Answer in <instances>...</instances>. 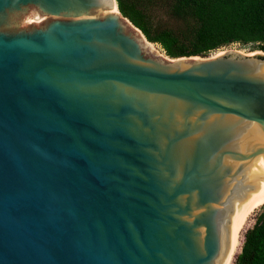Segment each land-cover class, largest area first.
<instances>
[{"label": "water", "instance_id": "1", "mask_svg": "<svg viewBox=\"0 0 264 264\" xmlns=\"http://www.w3.org/2000/svg\"><path fill=\"white\" fill-rule=\"evenodd\" d=\"M153 45L117 0H0V264H225L264 201V51Z\"/></svg>", "mask_w": 264, "mask_h": 264}, {"label": "trees", "instance_id": "2", "mask_svg": "<svg viewBox=\"0 0 264 264\" xmlns=\"http://www.w3.org/2000/svg\"><path fill=\"white\" fill-rule=\"evenodd\" d=\"M122 14L172 57L208 56L232 43L264 51V0H117ZM233 264H264V206Z\"/></svg>", "mask_w": 264, "mask_h": 264}, {"label": "rangeland", "instance_id": "3", "mask_svg": "<svg viewBox=\"0 0 264 264\" xmlns=\"http://www.w3.org/2000/svg\"><path fill=\"white\" fill-rule=\"evenodd\" d=\"M157 48H159L161 50V52H164V50L162 49L161 45L157 44L156 45ZM229 50H240L244 53H247V54H254L256 52H259V51H262V50H258V49H254L253 47V44L251 43H248V44H242V43H232L230 45H225L223 47H220L216 50H213L209 53L208 56H213V55H216V54H220L222 52H225V51H229ZM206 56V57H208ZM204 57V56H202ZM264 205L260 206V208H258L257 210H255V212H253L248 220H247V223L246 225L244 226V228L242 229L241 233H240V237H239V242H238V245H237V249L235 251V253L233 254V257H232V260H231V263L230 264H233V261L235 259V256L236 254H238L241 250V247L243 245V239H244V232L251 226L254 225L255 221H256V216L257 214L262 210Z\"/></svg>", "mask_w": 264, "mask_h": 264}, {"label": "bare ground", "instance_id": "4", "mask_svg": "<svg viewBox=\"0 0 264 264\" xmlns=\"http://www.w3.org/2000/svg\"><path fill=\"white\" fill-rule=\"evenodd\" d=\"M116 11H118V9L116 8ZM154 48H157L156 45H153ZM264 205V201L254 205L250 210L249 212L245 215V217L240 221L235 233H234V236L231 240V243H230V250H229V254H228V257H227V260L225 262V264H230L231 263V260H232V257H233V254L235 253L236 249H237V245H238V242H239V237H240V233L242 231V229L244 228V226L246 225L247 223V220L249 218V216L255 212V210H257L258 208H260V206Z\"/></svg>", "mask_w": 264, "mask_h": 264}]
</instances>
